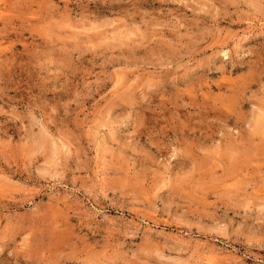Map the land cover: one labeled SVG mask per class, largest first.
I'll return each mask as SVG.
<instances>
[{
    "label": "rangeland",
    "instance_id": "rangeland-1",
    "mask_svg": "<svg viewBox=\"0 0 264 264\" xmlns=\"http://www.w3.org/2000/svg\"><path fill=\"white\" fill-rule=\"evenodd\" d=\"M0 264H264V0H0Z\"/></svg>",
    "mask_w": 264,
    "mask_h": 264
}]
</instances>
